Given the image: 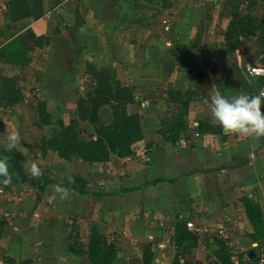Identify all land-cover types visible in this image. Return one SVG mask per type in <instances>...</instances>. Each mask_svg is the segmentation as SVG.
Wrapping results in <instances>:
<instances>
[{"label":"rangeland","instance_id":"rangeland-1","mask_svg":"<svg viewBox=\"0 0 264 264\" xmlns=\"http://www.w3.org/2000/svg\"><path fill=\"white\" fill-rule=\"evenodd\" d=\"M166 1L0 0V48L13 43L8 51H0V159L11 165L14 155L5 147L6 136L15 132L18 142L14 148L25 155L22 170L28 177H47L59 183L80 177L79 184L87 191L83 195L68 191L67 200L56 198V203L50 204L48 198L55 197L57 188L54 185L47 186L37 198L34 182L9 186L0 182V207L13 211L40 207L45 213L43 223L71 228V247L78 252L87 245L91 228L96 227L118 250V257L132 251L143 264L149 263L156 250L161 264L169 261V253L172 264H253L248 253L264 238L261 178L236 192L233 212L220 209L215 214L198 205L181 210L153 208L151 212L147 199L144 206L131 196L117 201L92 194H107L132 184V167L139 163L141 168L146 166L138 178L149 176L152 168L143 156L152 143H134L131 154L110 153L105 161L95 163L62 158L51 148L49 139L58 134L60 123L65 127L71 122L81 141L99 138L107 150L120 147L125 151L139 131H148L152 137L154 126L172 145L190 140L197 132L217 133L218 126L199 117L211 107V81L219 73L217 61L222 59L223 74L231 75L234 81L223 95L230 98L247 91L264 92V80L247 74L250 67L264 69V5L258 0H233L228 7L220 6L219 13L226 14L232 26L226 50L212 57L196 53L197 39L181 44L179 50L178 44H171L174 9ZM43 17L48 26L38 29L39 36L25 31ZM67 23L75 24L72 32ZM73 33L76 37L69 39ZM151 47L159 52L154 60ZM18 48L22 54L19 59L14 56ZM154 80L159 84L149 85ZM59 84L63 91L77 96L74 103L50 99L49 94L61 88ZM130 104L139 112L129 114ZM102 127L108 137L96 133ZM115 133L127 144L112 142ZM32 162L40 168L39 176L29 173ZM188 203L193 205V199ZM187 221L201 232L188 229ZM3 225L4 219H0ZM123 237L131 242L121 249Z\"/></svg>","mask_w":264,"mask_h":264},{"label":"crops","instance_id":"crops-1","mask_svg":"<svg viewBox=\"0 0 264 264\" xmlns=\"http://www.w3.org/2000/svg\"><path fill=\"white\" fill-rule=\"evenodd\" d=\"M167 1L171 2L174 9L171 24L173 32L171 44H178L176 50L181 48V44L192 39H197L198 44H195V51L199 55L214 57L226 50V32L230 18L226 14H220L219 7L227 0H177V3L174 0ZM258 1L259 4L264 5V0ZM61 6H63V2L57 6V9H60ZM60 19L63 20V17ZM45 24L47 27L48 19L39 18L33 21L25 31L30 30L39 36L38 29ZM67 24L72 32L75 29V24ZM64 30L65 28L62 27L61 34ZM68 36L70 39L72 36L76 37V34L73 33ZM150 51L153 52L150 54L154 56L153 60L158 57L159 52L156 47H151ZM217 65L219 73L211 81L213 90L210 92V98L214 94H223L222 91L227 90V87L232 88L234 83L231 75L222 72L225 65L224 60L217 61ZM259 78L261 81L264 80V77ZM240 82L242 83L241 80ZM55 84L56 82L52 83V86L54 87ZM150 84L159 83L154 80ZM59 85L61 87L59 90L49 94L50 99L55 102L69 101L74 103L77 96L66 90L63 91V85ZM246 94L257 95L258 93L247 91ZM135 100L138 102V96L135 97ZM161 103L159 102V104ZM140 106H143V102L140 103ZM128 108L129 114L139 112L133 104H130ZM210 108H206V111L202 112L199 118H207L209 125L218 126L219 131L217 133L199 134L197 132L196 136L190 140H182L172 145L167 143L168 140L158 133V126L153 125L152 137L146 131L143 133V139L136 142L137 145H142L144 142L152 143L147 149V154L143 156L146 164L149 165V169L152 168V173L149 176L138 178L146 165L141 168L139 167L140 163L136 164L132 167L135 170L132 184L107 194L102 191H93L92 195L101 198L110 196L117 201L119 197L131 196L138 202L142 201L144 206V201L147 199L151 212L160 211L163 208L169 210H175V208L178 210L188 209L190 206L196 207V205L213 211L215 214L219 213L220 209L226 212H233L234 208L236 210L233 203L236 192L246 184L252 183L253 185L257 178H261L264 182V137H245L235 133L223 132L212 118ZM189 113L195 116L191 110ZM196 124L198 125V122ZM90 140L94 139L87 141ZM139 154L140 151H137V156ZM23 173L25 174L24 171ZM25 176L27 175L25 174ZM28 178L34 182L38 180ZM51 180L59 183L54 179ZM154 181L158 182L154 185L151 184ZM0 182L4 186L14 183L13 181L7 184ZM147 183L148 185L143 186ZM50 185L54 184L47 186ZM134 187L139 188L120 193L121 189ZM43 191L38 192L36 196L40 198L44 194ZM84 194H87L86 190H84ZM1 197L4 198V196ZM189 199H193V205L188 203ZM39 208L34 211L31 209L13 211L9 208L0 207V219H4L3 230L0 231V264H89L87 246L83 247L84 249L80 252L71 247L70 239L73 234L71 228L68 230L62 227L61 229L53 223L46 225L43 223L45 213ZM153 208L156 209L153 210ZM200 230L194 231L201 232ZM130 242V238L123 237L121 249L127 248ZM260 248H264V238L260 241V246H256L254 252L250 251L253 252V257ZM118 249L120 251L119 247ZM156 252L148 264H161V261L157 260ZM134 256V252L127 250L125 256H117L111 264H143L139 257L135 256L134 258ZM169 256V261L163 260L162 264H172V254L169 253Z\"/></svg>","mask_w":264,"mask_h":264},{"label":"trees","instance_id":"trees-1","mask_svg":"<svg viewBox=\"0 0 264 264\" xmlns=\"http://www.w3.org/2000/svg\"><path fill=\"white\" fill-rule=\"evenodd\" d=\"M233 0H227L223 3L227 4V7L231 5ZM230 15V14H229ZM233 15L231 14V19ZM232 26V22L230 21L227 32H226V40L228 38V33L230 32V28ZM29 35H31V32H28ZM15 43H20L19 40H15ZM13 43H9L5 47H1V52H6L9 49L12 48ZM16 49V48H15ZM13 49V50H15ZM14 56H17V59L22 57V54L19 53V48L15 50ZM60 130L58 134L49 141H51L52 146L51 148L53 151H55L60 157L68 159L70 157L78 158L84 162L87 163H95L99 161H105L107 156L110 153L116 154V155H128L131 154V146L143 139V134L141 131L137 133L135 136L132 137L131 141L128 144V148H126L125 151H122L120 147L118 149H104L102 146V142L99 138H96L95 140H90L86 142H82L76 132V125L75 123H70L69 125L65 126L60 123ZM107 132L106 128H100L97 129V134L103 135ZM108 134V133H106ZM104 136V135H103ZM108 137V135H105L104 137ZM114 140L112 142L119 143L121 145L127 144L125 138L121 136L120 133H115L113 136ZM111 142L109 141V144ZM9 151L12 152L14 155L11 159V165L9 166V172L12 176L11 181L14 183H31L34 182L30 180L25 174L23 173V163L25 162V156L19 151L15 150L13 147L12 149H9ZM18 161V162H17ZM14 162V163H13ZM2 181V178H0ZM82 181L80 177H77L73 181H64L63 183H56L55 181L43 177L41 180H37L34 182L36 185V188L38 192H42L48 184H54L55 186H59L65 190L77 192L80 194H84V187L83 184L80 185L79 182ZM158 181H154L151 184H156ZM147 184H144L143 186H146ZM139 187L134 188H128V189H121L120 193L133 191L138 189ZM39 197V196H38ZM37 197V198H38ZM4 226V225H3ZM2 226H0L1 228ZM3 228V227H2ZM1 228V229H2ZM187 233H184L182 235L186 236ZM87 256L89 264H111L113 260L117 257L118 250L110 243L108 242L105 235H103L101 232L98 231L96 227H93L87 240ZM176 248H178V244L175 245ZM196 264V263H194Z\"/></svg>","mask_w":264,"mask_h":264},{"label":"clouds","instance_id":"clouds-1","mask_svg":"<svg viewBox=\"0 0 264 264\" xmlns=\"http://www.w3.org/2000/svg\"><path fill=\"white\" fill-rule=\"evenodd\" d=\"M211 116L225 133H235L245 137H264V92L257 95L239 93L232 97L214 94L210 99ZM18 142L15 132L6 136L7 149H12ZM32 176H39L40 168L32 162L29 169ZM0 178L7 184L12 176L6 160L0 159ZM68 190L61 187L55 189V197H49V203L55 204L56 198L67 200Z\"/></svg>","mask_w":264,"mask_h":264},{"label":"built area","instance_id":"built-area-1","mask_svg":"<svg viewBox=\"0 0 264 264\" xmlns=\"http://www.w3.org/2000/svg\"><path fill=\"white\" fill-rule=\"evenodd\" d=\"M247 74L251 77H264V69L262 70L260 68L250 67L247 69ZM261 92L263 91H260L258 94H260ZM186 226L188 229L197 230L194 223L191 221L187 222ZM252 259L254 261L253 264H264V248H260Z\"/></svg>","mask_w":264,"mask_h":264},{"label":"water","instance_id":"water-1","mask_svg":"<svg viewBox=\"0 0 264 264\" xmlns=\"http://www.w3.org/2000/svg\"><path fill=\"white\" fill-rule=\"evenodd\" d=\"M244 162H245V161H244ZM242 164H243V163H242ZM249 256H250V257H253V252H250V253H249Z\"/></svg>","mask_w":264,"mask_h":264}]
</instances>
